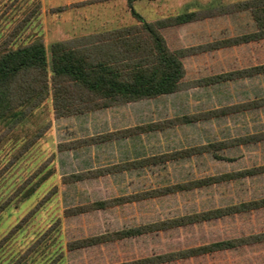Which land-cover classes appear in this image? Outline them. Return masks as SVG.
<instances>
[{
    "label": "trees",
    "instance_id": "trees-1",
    "mask_svg": "<svg viewBox=\"0 0 264 264\" xmlns=\"http://www.w3.org/2000/svg\"><path fill=\"white\" fill-rule=\"evenodd\" d=\"M127 1L130 6L133 2L140 0ZM1 4L3 12L0 13V24L4 23V31L2 33V30L0 31V121L2 122L20 121L34 115L50 98L53 117L60 119L113 106L152 100L187 89L264 74V0H247L200 9L152 22H146L140 16L135 15L139 22L136 25L52 43L50 67L42 33V1L0 0ZM259 108H264V98L197 113L186 118L168 119L103 136L59 143L57 150L63 152L164 129L184 122ZM51 127V123L44 126L25 142L17 158L23 156L26 151L38 143ZM260 142H264V131L205 146L175 150L71 173L63 176L62 179L65 184H74L161 165L167 161H178L195 155ZM17 158H12V162H15ZM52 158L53 156L50 159ZM50 159L41 164L37 168L38 171L31 176L30 181L34 180V185L26 182L17 187L12 197L0 203V216L14 200L22 202L31 197L37 187L52 174L51 170L45 174L42 173L43 169L49 165ZM7 168L8 166H5L4 169ZM263 173L264 165H259L196 181L171 184L142 193L96 199L86 205L69 208L66 212L79 214L105 210L110 206H124V204L135 203L152 196L174 195L224 180ZM49 198L50 196L47 195L36 209L27 214L0 240V256L7 249V244L11 243L24 229L40 206ZM261 208H264V198L192 216L173 217L154 223L124 227L113 234H104L84 240L80 244L86 246L110 240H122L176 228L191 222L200 223L240 211L246 212ZM57 225L59 223L50 227L46 235L56 234ZM262 242H264V233H259L247 238L220 241L121 264H168L213 252L233 250L239 245L247 246ZM77 244L78 242L69 243L68 248L74 250L82 246ZM34 252L35 250L28 249L22 254L13 253L7 257L9 258L8 264H26L25 258L30 257ZM56 260L55 258L51 264H54Z\"/></svg>",
    "mask_w": 264,
    "mask_h": 264
},
{
    "label": "rangeland",
    "instance_id": "rangeland-1",
    "mask_svg": "<svg viewBox=\"0 0 264 264\" xmlns=\"http://www.w3.org/2000/svg\"><path fill=\"white\" fill-rule=\"evenodd\" d=\"M235 1L242 0H144L136 2L134 10L128 18L124 19L123 23L110 19V8L97 3V6L92 5L86 9L92 13L89 17H95L87 19L93 24L89 26L78 25L76 23L80 19L75 18L72 23L69 22L70 24L62 25L61 22H58L64 27L62 30L59 25L53 23L54 18L51 17L53 14H51L52 9L50 7L62 5L65 2L74 6V0H44L45 8H43L45 13L49 15L46 19V53L49 67L51 66L50 46L53 42L82 34L115 29L131 24L136 25L139 22L135 19V15L142 17L146 22H151L171 15H183L198 8L216 6L221 2L225 4ZM119 7L122 8L123 4L120 3ZM80 10L75 9L74 16H80ZM2 12L1 4L0 13ZM62 14V21L67 22L65 11ZM3 28L4 23H1V33L4 31ZM257 82H260L264 92V77L243 82L245 84H233L232 87L227 86V89L240 92L245 90L243 88H250L258 93L259 84ZM51 101L50 98L34 115L25 117L20 121H0V203L12 197L17 187L26 182L32 185L34 180L31 182L30 179L33 173L38 171L37 168L53 156L49 165L42 171L45 174L51 170L52 174L37 187L31 197L22 202L14 200L0 216V240H2L27 214L37 208L40 201H43L47 195L50 196L49 200L40 206L24 229L16 235L11 243L7 244V249L0 256V264H8L9 258L7 257L9 255L13 253L22 254L28 249L35 250V252L30 257L25 258L26 264H51L55 258L57 260L54 264H121L172 251L187 250L264 233V208H261L253 211H240L205 222H191L176 228L150 232L122 240H110L86 246L80 244L84 240L104 234H113L124 227L154 223L173 217L192 216L197 213L236 206L264 198L263 173L224 180L174 195L152 196L135 203L124 204V206H110L105 210L79 214L66 212L69 208L83 206L96 199L142 193L171 184L196 181L264 165V142L208 152L178 161H167L158 166L146 167L124 175L104 176L84 182L65 184L62 179L63 176L71 174L73 170L81 169V167L75 166L71 163L72 158L69 156L66 158L63 153L57 150V144L63 143L65 138L61 137L62 133L54 135V127H51L38 143L26 151L23 156L17 158L22 151L21 146L25 142L44 126L50 123L53 125ZM180 101H184L186 107L189 104H194L190 98ZM160 103L170 108L176 102L173 98L167 97ZM165 114L162 113V115ZM97 115L101 114L97 113ZM102 115H119V112L111 114L104 112ZM225 123L229 127H233L234 130L230 132L233 137L238 134L241 135L239 132L243 129L237 128L232 120L225 121ZM57 125L61 124L57 123ZM15 157L17 160L12 162V158L16 159ZM5 166H8L6 170L4 169ZM56 223H59L55 228L56 234L46 235L48 229ZM74 242H78L79 245H77L82 246L70 250L68 244ZM168 264H264V242L247 246L239 245L233 250L213 252Z\"/></svg>",
    "mask_w": 264,
    "mask_h": 264
},
{
    "label": "crops",
    "instance_id": "crops-1",
    "mask_svg": "<svg viewBox=\"0 0 264 264\" xmlns=\"http://www.w3.org/2000/svg\"><path fill=\"white\" fill-rule=\"evenodd\" d=\"M41 1H42V8L43 7L45 8L44 0ZM140 1H144V0H140ZM140 1H135L129 6L127 0H74V6H71V4L65 2L62 5H57V6L53 5L52 7H50L52 9L51 14H53L51 15V17L54 18L53 23L57 25H59L58 22H61L60 24L62 25L70 24L73 22L75 18H79L80 21L76 24L82 26H89L90 24H93V22L87 21V19L95 18V17L94 16L89 17V15H91L92 13L86 11V9L87 7L92 5L97 6L98 3L101 4L102 6H106V8H110L109 11L111 15L110 19L118 20L120 23H123L125 21L124 19L128 18V16L134 10V6L136 5V2H140ZM242 1H247V0H242ZM242 1L229 2L225 4L221 2L219 5L207 7V8H213L217 6H222V5H227ZM120 3L123 4L122 8L119 7ZM44 8L42 9L41 22L42 24H44L42 26V33L46 43V38H47L46 19L48 18L49 15L45 13ZM75 9L76 10L81 9L79 13L80 16H74ZM200 9H206V8H198L189 11L188 13ZM64 11L67 17L66 18L67 22L62 21V17H63L62 13H64ZM82 11L83 13H81ZM171 16H178V14ZM59 26L60 28H62V30H64V27H62L61 25ZM126 26H130V25H126ZM126 26H122L115 29H120ZM115 29H110V30H115ZM105 31H109V30L82 34L79 36L66 38L59 41L82 38L92 34L102 33ZM262 77H264V74L256 75L253 76L252 78H244L240 80L219 83L216 85L192 88V89L176 92L171 95L160 96L152 100H143L135 103L113 106L93 112H88L83 115L70 116L60 119H55L52 115V124H53L52 128L54 127L53 134L55 135L57 133H62L61 137L65 138L63 139V141L69 142L72 140L84 139L88 137L103 136L117 131L137 127L140 125H147L151 123L166 121L168 119H176V118H184V117L186 118L188 116H194L197 113L216 110L247 101L264 98V92L262 90L263 88L261 89L262 86H260V82L259 83L257 82L259 84L258 93L254 89H250V88L249 89L243 88L245 90L240 92L236 90L230 91L227 89L229 86L232 87L233 84L236 85V84H241L245 81L247 82L251 80H258L259 78L261 79ZM167 97H169V99L173 98L175 100L176 103H173L174 106H171L173 109L171 107L169 108L168 106L160 103L161 101H164V99H166ZM189 98L190 101L193 100L194 104H189V106L186 107L184 101H180V100L183 99L187 100ZM104 112H108L110 114L114 112H119V115H102ZM97 113H100L101 115H97ZM162 113L163 114L166 113V114L162 115ZM230 120L234 122V125L237 126V128L243 129L241 132H239L241 133V135L238 134L237 136L234 137L231 135L230 132L234 129L233 127H229V125L225 123V121L229 122ZM57 123L61 125L58 126ZM249 129L253 131H250ZM260 131H264V108L248 110V111L233 113L229 115H221L217 117H211V118L196 120L191 122H184L172 127L153 130L150 132L137 134L130 137L105 141L76 149H70L63 151L61 153H63L66 158H68V156L72 158L71 163H73L75 166L78 165L77 167L79 168L81 167V169L73 170L71 172V173H78L89 169L106 167L114 164L124 163L127 161L164 154L167 152L169 153L175 150H184L198 146H205L211 143L221 142L248 134H254ZM222 135H224V137H222ZM201 140L203 141L199 142ZM137 170H141V169H137ZM133 171L135 170H130L127 172L119 173L116 175H110V176L124 175Z\"/></svg>",
    "mask_w": 264,
    "mask_h": 264
}]
</instances>
